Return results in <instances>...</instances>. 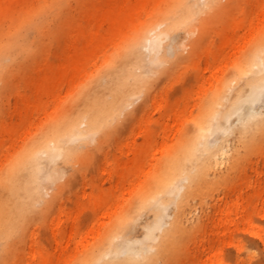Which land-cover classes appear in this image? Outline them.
<instances>
[{"label": "bare ground", "instance_id": "bare-ground-1", "mask_svg": "<svg viewBox=\"0 0 264 264\" xmlns=\"http://www.w3.org/2000/svg\"><path fill=\"white\" fill-rule=\"evenodd\" d=\"M232 1L0 0V97L17 94L25 99L27 88L45 96L73 88L49 119L0 161V264H49L46 249L36 242L37 229L48 230L57 243L56 225L50 229L49 220L56 206L62 208L61 196L86 169H100L112 145L118 143L119 152L128 148L134 142L129 141L133 125L139 129L141 123L149 124L154 112L159 113L157 127L145 128L143 146L154 147L160 138L153 168L115 219L68 264L172 262L208 212L186 223L193 197L229 181L234 189V178L243 177L247 152L264 140V0L242 2L246 6L228 21ZM213 27L222 55L227 50L241 53L232 74L222 75L203 93L187 123L177 125L178 137L164 147L180 114L177 94L166 97L167 84L177 83L186 68L201 69L200 58L209 52L204 38ZM180 30L184 36L176 39ZM52 45L56 49L47 63ZM40 65L45 68L33 76ZM17 109V124L7 122L10 111L1 115L0 110V146L5 138L11 143L16 132L28 131L30 120ZM40 109L35 107L38 113ZM139 152L134 151V158ZM117 172L132 186L131 173ZM98 194L90 206L96 214L108 205L107 197ZM211 198L215 209L210 207L214 211L207 218L215 216L218 230L225 196ZM241 212L245 217V209ZM143 213L150 215L137 235ZM77 216L67 211L66 243L79 226Z\"/></svg>", "mask_w": 264, "mask_h": 264}, {"label": "rangeland", "instance_id": "rangeland-1", "mask_svg": "<svg viewBox=\"0 0 264 264\" xmlns=\"http://www.w3.org/2000/svg\"><path fill=\"white\" fill-rule=\"evenodd\" d=\"M244 1L249 2V0H233L229 4L226 16L228 21L239 13L241 6H246L242 4ZM183 36L184 31L180 30L177 32L176 39ZM218 39L215 28H210L204 38V45L209 47V52L200 58L199 66L201 69L197 68L193 71L186 68L181 71L177 83L174 85H172L173 82L167 84L166 94L168 95L163 94V96L172 97L174 93L177 94V109L180 114L177 115V124L166 133L167 144L164 147H167L173 137H178L177 125L182 126V124L187 123L189 111L196 109V104L203 93L214 88L215 81L222 75L230 76L232 74V64L238 58L241 50L237 53L227 50V53L222 55L224 51ZM247 44L248 42L244 44L245 47ZM50 47L51 52L48 55L47 63L52 62V51L56 49L54 45ZM203 67L206 69L203 70ZM43 68L45 66H38L33 76L37 75ZM231 78L237 82V85L240 83L237 75L233 74ZM71 89H73L72 86L66 91H58L60 93L45 96L37 94L33 88H27L25 89L27 95L25 99H21L17 94H9L6 98L0 97L1 115L6 109L12 113L11 119L6 116L7 122L17 124L19 118L13 112L15 106L24 111L30 120L28 131L25 129L16 132L11 143L6 140L7 138L2 140L0 161L4 157L8 158L16 147L23 144L24 140L37 129L35 128L37 125L40 124L39 126H41L49 119L55 108L68 99L70 92H67ZM61 98L65 99L60 101ZM164 99L166 100L165 96ZM41 105H43L42 109H40ZM35 107L40 109L39 113L36 112ZM158 115V112H154L152 121L149 124L141 123L139 129L133 125L130 139L126 137L122 141L134 139L133 143H129L128 148L122 146L119 152L116 147L118 143L112 145L106 158L99 162L100 169H86V175L77 181L74 188L66 190L61 196L59 203L63 202V206L60 211L56 206L51 211L52 219L49 220L50 229L56 225L54 230L57 241L60 243L57 244L58 242L56 243L50 237L51 233L48 230L44 231L42 227L37 229L35 235L39 247L44 246L46 249V257L50 259L49 264H68L73 258V254H77L88 246L98 233L115 219L127 199L143 183L147 171L153 168V154H157L161 146L160 138H158L154 147L143 150L144 130L147 127L150 130H156ZM237 125L235 123V128ZM138 149L141 152L134 158V151ZM114 154H118L119 160L117 162ZM242 169V179L238 181L237 178H234L237 184L234 189H232L233 182L229 181L227 185H219L205 196L195 195L193 197V211L189 214L190 216L188 215L186 223H189L195 215L205 213L204 211L208 210L210 213L207 212L208 214L204 215L202 219L204 223L198 231L186 238L185 245L178 252L176 251L171 258H174L172 262L170 259H166L165 264H264V140H262L260 148L253 147L247 152V158L242 162ZM120 170L128 171L134 176L132 186L123 176L118 177L117 171ZM91 190H94V193H91ZM99 192L107 197L108 205L101 206L100 212L96 214L94 207L91 208L90 206L94 205V200ZM259 192L261 195L257 196ZM216 196L219 198L225 196L221 203L223 212L218 219L220 227L218 230L212 222L215 216L210 219L207 218L214 211H209L211 210L210 207L215 209L212 207L213 200L211 197ZM76 200L79 201V205L74 204ZM242 209H245V217L242 216ZM69 210L78 215L75 222L79 226L66 243L68 235H66L64 228L69 226V221H67V211ZM149 215L150 213L141 215L135 227L137 235L141 232V223L147 220ZM197 221L195 223H198ZM91 227L92 233L90 234L87 231ZM79 228L80 231L77 233ZM223 239L224 242H222ZM200 241L203 245L200 244Z\"/></svg>", "mask_w": 264, "mask_h": 264}, {"label": "snow or ice", "instance_id": "snow-or-ice-1", "mask_svg": "<svg viewBox=\"0 0 264 264\" xmlns=\"http://www.w3.org/2000/svg\"><path fill=\"white\" fill-rule=\"evenodd\" d=\"M260 93H261V105H262V108H264V86L261 87V90H260ZM253 103L255 101H252Z\"/></svg>", "mask_w": 264, "mask_h": 264}]
</instances>
